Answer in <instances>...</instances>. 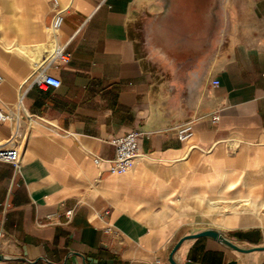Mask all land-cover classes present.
Here are the masks:
<instances>
[{"label": "crops", "instance_id": "crops-1", "mask_svg": "<svg viewBox=\"0 0 264 264\" xmlns=\"http://www.w3.org/2000/svg\"><path fill=\"white\" fill-rule=\"evenodd\" d=\"M59 1L57 42L71 61L55 67L54 0H0V108L17 112L23 96L24 135L21 175L0 162V264H264L258 214L229 213L214 228L204 216L233 207L215 191L264 172V0ZM171 5L193 29L214 30L189 70L147 41ZM42 72L62 86L26 83ZM187 124L194 136L182 142ZM14 130L0 123V145ZM136 130L135 167L112 173L109 141ZM210 229L232 246L202 235Z\"/></svg>", "mask_w": 264, "mask_h": 264}, {"label": "built area", "instance_id": "built-area-1", "mask_svg": "<svg viewBox=\"0 0 264 264\" xmlns=\"http://www.w3.org/2000/svg\"><path fill=\"white\" fill-rule=\"evenodd\" d=\"M54 14L51 24L48 28V33L52 38V49L48 57V64L59 67L64 64H68L71 61V54L67 51V46L61 45L57 42V36L65 23V11L60 8V1L54 0ZM5 81L3 74L0 72V86ZM28 80L26 83H30L31 86H38L40 88H54L58 89L62 86L60 78L42 72L36 76L32 82ZM219 81L214 82V86H218ZM24 89V85L22 86ZM25 93V92H24ZM24 95V94H23ZM23 96L18 103L17 112H4L0 108V123L15 122V130L12 133L10 139L5 144L0 145V162L10 164L14 167L16 176L21 175L22 169V154L20 150L21 142L24 140V135L20 131L19 112L21 110ZM219 118L216 117L215 121ZM143 133L139 130L133 131L122 138H113L109 143L115 148V157L107 162L111 165V172L118 174H125L131 171L140 157L139 153V141ZM177 136L182 142H188L194 136V126L187 124L177 129ZM102 158L96 157L95 163L97 165L104 162ZM106 233L116 237H120V234L109 228Z\"/></svg>", "mask_w": 264, "mask_h": 264}, {"label": "flooded vegetation", "instance_id": "flooded-vegetation-1", "mask_svg": "<svg viewBox=\"0 0 264 264\" xmlns=\"http://www.w3.org/2000/svg\"><path fill=\"white\" fill-rule=\"evenodd\" d=\"M211 29H193L187 21L177 19V6H169L147 26V41L152 50L167 59L174 67L191 69L196 60L210 51Z\"/></svg>", "mask_w": 264, "mask_h": 264}, {"label": "rangeland", "instance_id": "rangeland-1", "mask_svg": "<svg viewBox=\"0 0 264 264\" xmlns=\"http://www.w3.org/2000/svg\"><path fill=\"white\" fill-rule=\"evenodd\" d=\"M236 167L237 169H241V163L232 161L231 168L234 170ZM238 171L240 174V170ZM227 175L226 182L223 184L224 186H228L231 179V172L227 173ZM211 197L216 199L222 198L226 200L229 205L233 206L232 208L210 206L209 209L204 212V216L207 217L208 223L211 224L212 228L216 227L218 224H222L227 215L233 212L246 214L256 213L261 217L260 223L264 225V172L262 169L253 172H243L237 188L232 190L227 187L225 189L220 188L219 191H215L211 194ZM246 199H250L251 204L245 203ZM208 231L216 230L210 229Z\"/></svg>", "mask_w": 264, "mask_h": 264}, {"label": "water", "instance_id": "water-1", "mask_svg": "<svg viewBox=\"0 0 264 264\" xmlns=\"http://www.w3.org/2000/svg\"><path fill=\"white\" fill-rule=\"evenodd\" d=\"M202 235L214 237V238L219 239V240H221V241H223V242H225V243H227V244H229V245L232 246V244H230L229 242H227V240H225L219 232H216V231H206ZM1 259H2V257L0 256V260ZM232 264H237V263L236 262H233Z\"/></svg>", "mask_w": 264, "mask_h": 264}]
</instances>
